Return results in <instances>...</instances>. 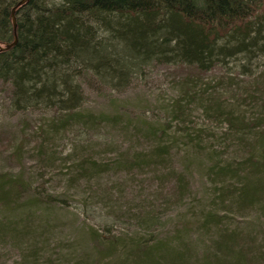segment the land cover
<instances>
[{"label": "rangeland", "instance_id": "1", "mask_svg": "<svg viewBox=\"0 0 264 264\" xmlns=\"http://www.w3.org/2000/svg\"><path fill=\"white\" fill-rule=\"evenodd\" d=\"M78 81L81 112L107 119L96 128L56 129L54 111L16 109L0 83V177L26 185L0 206V264H110L137 239L186 246L202 261L223 257L228 236L239 240L226 242L231 255L262 264L264 196L247 209L235 201L248 159H263L264 57L203 73L150 61L120 87L89 73ZM179 175L188 191H177ZM212 213L219 224L204 223ZM100 236L123 241L103 261Z\"/></svg>", "mask_w": 264, "mask_h": 264}, {"label": "trees", "instance_id": "2", "mask_svg": "<svg viewBox=\"0 0 264 264\" xmlns=\"http://www.w3.org/2000/svg\"><path fill=\"white\" fill-rule=\"evenodd\" d=\"M20 1L0 0V83L16 109L54 111L56 129L72 123L96 128L107 120L81 112L78 80L86 73L120 87L150 61L203 73L238 56L264 57V0H27L18 6ZM187 81L175 102L178 113L180 102L190 96ZM226 120L232 129L234 119ZM260 139L264 145V138ZM159 152L165 154L167 148L160 147ZM262 156L261 164L248 159L251 176L244 177L236 194L240 209L256 206L264 196ZM25 189L19 178L1 176L0 206L16 202ZM176 189L188 191L183 176L176 178ZM204 223L217 225L219 220L212 213ZM98 239L106 246L99 248L104 255L101 261L113 257L123 244L114 237ZM238 241L228 236L218 247L223 257L209 255L196 261L186 246L179 250L163 241L137 239L110 264H246L245 257L240 252L231 255L226 244ZM261 259L264 264V254Z\"/></svg>", "mask_w": 264, "mask_h": 264}, {"label": "water", "instance_id": "3", "mask_svg": "<svg viewBox=\"0 0 264 264\" xmlns=\"http://www.w3.org/2000/svg\"><path fill=\"white\" fill-rule=\"evenodd\" d=\"M27 0H22L18 3V6H22ZM15 8L11 11V19H12V25L13 29H15V17H14ZM9 47V46H8Z\"/></svg>", "mask_w": 264, "mask_h": 264}]
</instances>
